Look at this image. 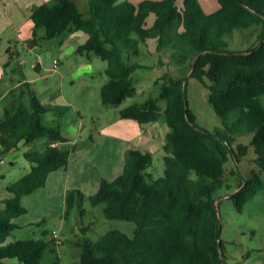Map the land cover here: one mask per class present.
Segmentation results:
<instances>
[{
	"label": "trees",
	"instance_id": "obj_1",
	"mask_svg": "<svg viewBox=\"0 0 264 264\" xmlns=\"http://www.w3.org/2000/svg\"><path fill=\"white\" fill-rule=\"evenodd\" d=\"M218 1L220 7L211 13L199 0H87V15L77 0L45 1L33 7L34 44L42 27L46 31L41 37L46 38L79 30L87 38L76 52H93L107 61L110 79L101 89L104 104L119 105L135 93L132 74L139 64L130 60L131 54L139 53L141 41L157 38L159 48L170 43L171 59L208 86L209 101L224 123L214 131L196 124L187 106L183 72L162 74L165 106L148 100L123 107V118L140 124L164 120L170 127L163 144L164 175L149 174L152 152L130 148L122 173L114 180L102 178L98 190L89 195L91 203L105 202L107 217L131 220L136 229L132 236L111 229L98 240L79 239L82 264H223L215 192L233 187L226 176L227 162L240 163L253 146L252 176L246 178L238 166L230 175L236 177L232 197L238 210L264 189V0ZM151 14L155 19L149 24ZM237 28H251L257 42L245 51L232 50ZM23 84L31 100L16 97L3 109L0 154L38 138L47 142L42 150L24 153L30 170L8 183L0 199V264H64L55 235L9 240L20 227L15 219L28 212L22 197L46 186L52 172L67 168L72 152L62 146L69 137L60 122L72 106L43 103L29 81ZM50 110L56 111L57 124L44 121ZM246 132L252 134L249 143L239 140ZM85 197L81 189L70 190L66 214ZM47 253L52 255L50 262H44Z\"/></svg>",
	"mask_w": 264,
	"mask_h": 264
},
{
	"label": "rangeland",
	"instance_id": "obj_2",
	"mask_svg": "<svg viewBox=\"0 0 264 264\" xmlns=\"http://www.w3.org/2000/svg\"><path fill=\"white\" fill-rule=\"evenodd\" d=\"M45 1L54 0H0V69L2 67L4 71L0 81V106L4 109L16 97L22 98L26 103L30 102L29 89L23 84L25 80L31 83V88L43 103L72 106L70 109L73 111L69 109L60 120L62 130L73 136L63 143L65 147L72 149V166L54 174L57 177L51 178L46 187L22 198L21 203L28 208V212L15 219L20 227L13 231L10 238L48 239L56 231L59 235L57 248L63 263L82 264L81 248L77 245L79 239L89 237L98 240L111 229H118L132 236L136 229L135 222L131 220L107 217L104 212L105 202L96 205L91 203L89 195L99 188L97 181L91 177L114 180L122 173L130 148L152 152L153 165L148 168L149 174L154 178L164 175L165 151L162 142L164 143L165 131H169L170 127L164 120L156 122L154 127L156 130L162 128L163 134L159 132V137H154L149 128L151 124H140L135 119L123 118L120 114L123 107L148 100L165 106L166 100L161 97L165 82L162 74L165 71L183 72L182 74H187V106L192 111L196 124L206 131H214L217 127H224V123L209 101L208 86L197 78L190 77L180 64L171 59L170 43L159 48L157 38L141 41L139 53L131 54L130 60L139 64L132 74L135 93L119 105L104 104L101 89L110 79L106 72L107 61L93 52H76L81 42L78 39L71 42L75 46L73 50L63 48V40L71 32L46 38L41 37L46 31L42 27L37 45L21 38L24 26L32 22L33 7ZM77 2L87 15V0ZM199 2L206 13L220 7L218 0ZM154 19L155 14H151L148 18L149 24H152ZM256 42L257 37L252 34L251 28H237L230 48L245 51ZM10 46L16 52L11 61L7 54ZM6 61L9 62L8 65H3ZM38 62L42 63L41 68L35 67ZM8 91H11V94L6 97L5 93ZM44 121L57 124L59 119L56 111H48ZM78 132L81 136L77 135ZM251 138L252 134L248 132L239 136V140L245 143H249ZM46 142L45 137L38 138L35 143L17 150L15 153L18 156L14 165L9 162L8 153H5L6 166L1 169L4 175H0V190L23 176L31 166L23 152L42 150ZM19 151L22 154H19ZM254 157V148L251 146L249 153L240 163L235 165L233 160L228 161L226 176L233 183V187L223 186L215 192L221 219L223 264H264V189L240 211L232 197L237 190L234 189L236 177L230 176L232 170L238 166L242 174L250 178ZM262 178L264 180V175ZM76 188L81 189L86 197L81 205L76 200L67 215V193ZM44 230H48L49 234L44 236ZM51 260L52 255L47 253L44 262Z\"/></svg>",
	"mask_w": 264,
	"mask_h": 264
},
{
	"label": "crops",
	"instance_id": "obj_3",
	"mask_svg": "<svg viewBox=\"0 0 264 264\" xmlns=\"http://www.w3.org/2000/svg\"><path fill=\"white\" fill-rule=\"evenodd\" d=\"M33 25H34V23L33 22H29V24L27 25V26H24V28L22 29V31H23V34H21V38H24V41L25 42H32L33 40H32V31H33ZM86 38H87V35L83 32V31H79V30H76V31H74V32H72V33H70L68 36H66L65 38H64V40H63V48H65V49H67L68 51H69V48L71 49L72 48V50L74 49V45H72L71 44V42L72 41H74V40H76V39H78V40H80L81 42L80 43H83L85 40H86ZM35 45H37V44H35ZM7 54H8V58H9V61H11V59H13L14 58V55L16 54V52L14 51V50H12V46H10L9 48H8V50H7ZM8 61H6V62H3V65H8ZM35 67L37 68V67H39V68H41L42 67V63L41 62H38V63H35ZM3 69H2V67H1V69H0V81H1V76L3 75ZM26 81V80H25ZM22 84V83H21ZM9 93V91L7 92V93H5V96L7 97V94ZM1 95V94H0ZM2 114H3V109H2V107L0 106V118H1V116H2ZM162 121V120H161ZM160 122V121H159ZM165 122V121H164ZM166 123V122H165ZM156 123H153V124H151L150 126H149V128H151V132H152V134L154 135V137H159V132L161 133V134H163V131H162V128H159L158 130H156V128L154 127V125H155ZM167 124V123H166ZM155 129V130H154ZM148 131V130H147ZM64 132H65V130H64ZM168 132V131H167ZM166 131H165V134L163 135V141L165 142V136H166V133H167ZM66 133V135L69 137V140L73 137V136H71V133H67V132H65ZM77 135H79V136H81V134H80V132H78L77 133ZM164 143L162 142V145H163ZM149 145V144H148ZM63 147H65L64 145H62ZM147 147V146H146ZM22 148V147H21ZM20 148V149H21ZM20 149H13V150H10V151H8V152H6V153H8V155H9V162L12 164V165H14L15 164V158H16V156H18L15 152L17 151V150H20ZM26 152V150L23 152V154ZM19 154H22L21 153V151H19ZM25 156V155H24ZM72 157H73V155H72ZM6 160V158H5V153H2V154H0V175H4V173L1 171V169L2 168H4L6 165H5V163H4V161ZM71 164V165H70ZM69 165H68V167L67 168H61V169H59V170H56V171H54V172H52L50 175H49V178H48V182H47V185L49 184V182H50V180H51V178H54V176H56V175H54V174H56L57 172H62V169H64V170H68L69 169V166H70V168H71V166H72V163H70ZM31 167V166H30ZM30 167L27 169V171H26V173L30 170ZM85 167V169L87 168L86 166H84ZM25 173V174H26ZM53 176V177H52ZM57 177V176H56ZM90 178V177H89ZM91 179L92 180H96L97 181V188L99 187V184H100V182H101V180H99V177H91ZM99 181V182H98ZM46 185V186H47ZM46 186H44V187H46ZM42 188V187H41ZM4 189H5V187L4 188H2L1 190H0V199L1 198H3V196H4ZM40 189V188H39ZM37 191V190H36ZM93 193V192H92ZM32 194V193H31ZM29 195V194H28ZM24 197V196H23ZM22 197V198H23ZM20 225V224H19ZM16 239V238H15ZM9 240L11 241V238H9Z\"/></svg>",
	"mask_w": 264,
	"mask_h": 264
},
{
	"label": "water",
	"instance_id": "obj_4",
	"mask_svg": "<svg viewBox=\"0 0 264 264\" xmlns=\"http://www.w3.org/2000/svg\"><path fill=\"white\" fill-rule=\"evenodd\" d=\"M216 206H217V209H218V211H219L218 200L216 201ZM220 232H221V226H220ZM218 241H219V245H221V237H220V235H219V237H218Z\"/></svg>",
	"mask_w": 264,
	"mask_h": 264
},
{
	"label": "built area",
	"instance_id": "obj_5",
	"mask_svg": "<svg viewBox=\"0 0 264 264\" xmlns=\"http://www.w3.org/2000/svg\"><path fill=\"white\" fill-rule=\"evenodd\" d=\"M54 235H55V237H57L58 238V233L56 232V231H54Z\"/></svg>",
	"mask_w": 264,
	"mask_h": 264
}]
</instances>
